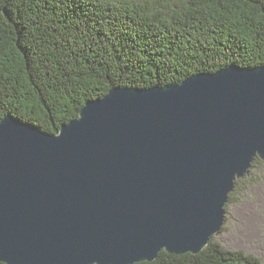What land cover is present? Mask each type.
Masks as SVG:
<instances>
[{
	"label": "water",
	"instance_id": "1",
	"mask_svg": "<svg viewBox=\"0 0 264 264\" xmlns=\"http://www.w3.org/2000/svg\"><path fill=\"white\" fill-rule=\"evenodd\" d=\"M264 159V65L112 86L57 133L0 120V261L135 264L197 254Z\"/></svg>",
	"mask_w": 264,
	"mask_h": 264
},
{
	"label": "trees",
	"instance_id": "2",
	"mask_svg": "<svg viewBox=\"0 0 264 264\" xmlns=\"http://www.w3.org/2000/svg\"><path fill=\"white\" fill-rule=\"evenodd\" d=\"M230 65H264V0H0V120L57 133L112 86ZM135 264L263 263L211 237L197 254L161 251Z\"/></svg>",
	"mask_w": 264,
	"mask_h": 264
},
{
	"label": "rangeland",
	"instance_id": "3",
	"mask_svg": "<svg viewBox=\"0 0 264 264\" xmlns=\"http://www.w3.org/2000/svg\"><path fill=\"white\" fill-rule=\"evenodd\" d=\"M225 210L223 228L212 240L253 254L264 264V159L237 180Z\"/></svg>",
	"mask_w": 264,
	"mask_h": 264
}]
</instances>
